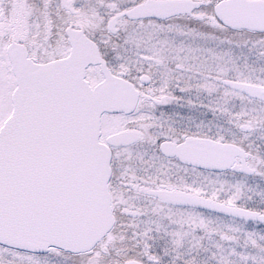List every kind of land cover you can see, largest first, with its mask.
Here are the masks:
<instances>
[{
	"label": "snow or ice",
	"instance_id": "6c2138e0",
	"mask_svg": "<svg viewBox=\"0 0 264 264\" xmlns=\"http://www.w3.org/2000/svg\"><path fill=\"white\" fill-rule=\"evenodd\" d=\"M0 264H264V0H0Z\"/></svg>",
	"mask_w": 264,
	"mask_h": 264
}]
</instances>
